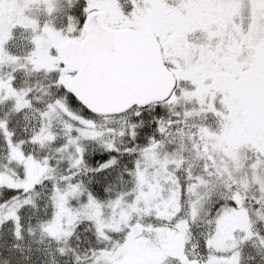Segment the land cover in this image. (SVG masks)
I'll return each mask as SVG.
<instances>
[{
	"label": "snow or ice",
	"instance_id": "snow-or-ice-1",
	"mask_svg": "<svg viewBox=\"0 0 264 264\" xmlns=\"http://www.w3.org/2000/svg\"><path fill=\"white\" fill-rule=\"evenodd\" d=\"M0 264H264V0H0Z\"/></svg>",
	"mask_w": 264,
	"mask_h": 264
}]
</instances>
